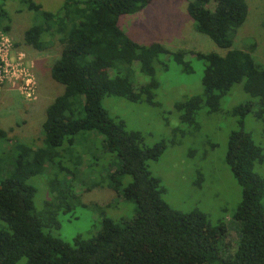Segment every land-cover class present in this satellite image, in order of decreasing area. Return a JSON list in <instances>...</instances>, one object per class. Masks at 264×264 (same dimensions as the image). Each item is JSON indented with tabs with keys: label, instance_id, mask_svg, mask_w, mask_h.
I'll return each instance as SVG.
<instances>
[{
	"label": "trees",
	"instance_id": "trees-1",
	"mask_svg": "<svg viewBox=\"0 0 264 264\" xmlns=\"http://www.w3.org/2000/svg\"><path fill=\"white\" fill-rule=\"evenodd\" d=\"M152 1L66 0L57 13L24 1L41 21L24 32L23 45L36 51H44L52 41L60 45L50 76L63 86V93L46 108L42 146L16 144L8 169L0 158V219L8 227L0 230V264L21 259L24 264H264V178L254 171L263 154L242 129L252 113L261 122L264 138V69L250 53L231 49L248 15L245 0H184L195 31L226 53H190L203 65L202 93L175 104L180 122L193 124L202 106L209 113L218 112L221 100L236 84L243 82L244 93L255 101L232 110L241 129L231 132L227 141L225 162L241 188V201L232 216L239 232L231 255L228 244L222 243V226L212 228L200 212L180 213L162 200L164 189L151 175L148 162L161 156L164 145L145 146L140 133L127 131L102 107L106 96L154 105L156 66L166 69L165 57L182 72H193L187 52H171L158 43L138 44L118 27L120 16L138 13ZM3 18L0 8V22ZM134 64L145 82L133 80ZM89 132L99 135L105 149L119 158L120 167L109 175L107 187L135 204V216L121 225L103 218L94 237H75L69 244L46 230L58 227V211L70 209L71 186L66 180L61 186L53 177L49 191L55 198L37 212L36 189L28 181L43 174L46 164L60 169L54 163L59 149L73 146L77 135ZM6 138L0 128V141ZM64 151L69 155V148ZM125 176L131 182L122 188L120 179Z\"/></svg>",
	"mask_w": 264,
	"mask_h": 264
},
{
	"label": "rangeland",
	"instance_id": "rangeland-1",
	"mask_svg": "<svg viewBox=\"0 0 264 264\" xmlns=\"http://www.w3.org/2000/svg\"><path fill=\"white\" fill-rule=\"evenodd\" d=\"M24 1L39 5L42 11L57 13L66 0H0V8L5 12L0 22V48L6 62L14 69L3 76L0 83V128L7 134L6 140L0 141V158L5 169L12 165L16 144L42 146L46 108L63 93V86L50 76L51 66L60 55V45L52 41L44 51L23 45L24 32L41 21ZM245 2L248 15L233 38L231 49L250 53L254 62L264 69V0ZM186 4L184 0H154L138 13L120 16L118 27L138 44L158 43L171 52H187L186 61L193 72H182L165 57L162 63L166 69L156 66L159 83L154 105L106 96L102 99V107L111 118L122 121L127 131L140 133L145 146L164 145L161 156L148 162L151 175L164 189L162 200L180 213L200 212L212 228L222 226L225 232L222 243L228 244L227 251L231 255L239 232V225L232 216L241 201V188L229 171L225 155L229 135L241 129L232 110L253 99L244 93L242 82L234 85L221 100L218 112L209 113L202 106L193 124L180 122L175 104L202 93L203 65L190 53H226L209 37L195 31ZM132 70L135 83L146 81L139 73L138 64H134ZM27 78L33 84L29 96L24 90ZM242 129L262 150L263 162L256 165L254 171L264 178L261 122L250 113ZM68 148L69 155L64 151ZM59 153L54 163L60 169L53 170L46 164L43 174L28 181L36 189L34 206L37 212L47 209V204L55 198L49 191L53 177L61 186L65 180L71 186L70 209L57 212L58 227L46 230L47 233L71 244L75 237H94L103 218L120 225L134 218L135 204L107 187L109 175L120 167V160L105 149L99 135L81 133L75 137L73 146L65 144ZM130 182L128 176L120 179L122 188ZM0 230H8L1 219ZM24 263L21 259L16 264Z\"/></svg>",
	"mask_w": 264,
	"mask_h": 264
},
{
	"label": "built area",
	"instance_id": "built-area-1",
	"mask_svg": "<svg viewBox=\"0 0 264 264\" xmlns=\"http://www.w3.org/2000/svg\"><path fill=\"white\" fill-rule=\"evenodd\" d=\"M13 66L11 67L10 64H8L6 62V60L4 59V55L3 52H1V48H0V83L3 81V76H5L6 74H9L11 71H13ZM2 77V78H1ZM32 81L27 78L25 81V93L29 96L30 94H32L33 92V86H32Z\"/></svg>",
	"mask_w": 264,
	"mask_h": 264
}]
</instances>
